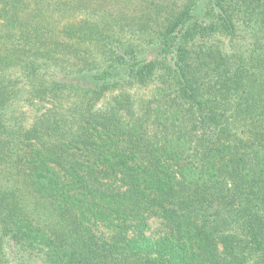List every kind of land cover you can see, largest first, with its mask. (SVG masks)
Instances as JSON below:
<instances>
[{
    "label": "trees",
    "instance_id": "trees-1",
    "mask_svg": "<svg viewBox=\"0 0 264 264\" xmlns=\"http://www.w3.org/2000/svg\"><path fill=\"white\" fill-rule=\"evenodd\" d=\"M0 264H264V0H0Z\"/></svg>",
    "mask_w": 264,
    "mask_h": 264
},
{
    "label": "rangeland",
    "instance_id": "rangeland-1",
    "mask_svg": "<svg viewBox=\"0 0 264 264\" xmlns=\"http://www.w3.org/2000/svg\"><path fill=\"white\" fill-rule=\"evenodd\" d=\"M158 228V226L157 225H153V227H152V231L151 232H154V231H156V229Z\"/></svg>",
    "mask_w": 264,
    "mask_h": 264
}]
</instances>
